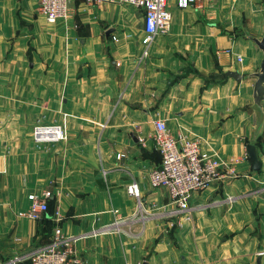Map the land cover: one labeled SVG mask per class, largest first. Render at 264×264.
Here are the masks:
<instances>
[{"label":"crops","instance_id":"0c3cea01","mask_svg":"<svg viewBox=\"0 0 264 264\" xmlns=\"http://www.w3.org/2000/svg\"><path fill=\"white\" fill-rule=\"evenodd\" d=\"M35 4L0 0V264H27L55 226L86 264H264V98L258 115L248 76L263 53L247 36L264 31V1L242 21L222 0H169L170 25L143 58L141 10L107 22L86 17L95 5L85 13L75 2L66 20L49 22ZM221 72L223 81L206 82ZM157 118L234 163V174L222 169L177 215L167 190L148 182L160 160ZM52 121L64 124L65 139L36 145L33 125ZM131 179L139 202L126 191ZM45 190L46 213L19 214L28 194Z\"/></svg>","mask_w":264,"mask_h":264},{"label":"built area","instance_id":"2783aa9c","mask_svg":"<svg viewBox=\"0 0 264 264\" xmlns=\"http://www.w3.org/2000/svg\"><path fill=\"white\" fill-rule=\"evenodd\" d=\"M72 0H37L35 11L42 14L47 21L57 22L66 20L73 12ZM86 5H95L102 8L106 3L129 4L142 11L143 35L140 38V58L148 54V47L154 36L159 32L167 31L171 10L169 0H75ZM207 0H176L179 7H187L195 3L202 6ZM116 39L115 34H111ZM229 53V49L224 50ZM237 60H241L239 54ZM155 146L160 160L157 166L148 173V182L151 188L164 187L169 195L172 208L170 215L190 208V200L195 192L213 186L221 177V170H226L224 176L234 174V163L221 159L215 154L202 150L200 143L188 137L176 138L169 130L166 120H153ZM66 137L64 124L36 123L32 127V138L38 145L63 141ZM223 175V174H222ZM129 196L140 199V187L136 179H131L126 185ZM51 192L45 190L41 195L30 193L29 207L20 215L31 219H39L48 211V200ZM58 215V211L54 212ZM27 264H86L76 254L69 242L62 236L60 226L53 228L50 243L38 247L24 256ZM23 258V259H24ZM22 257L12 259V262L23 260Z\"/></svg>","mask_w":264,"mask_h":264},{"label":"rangeland","instance_id":"374dc122","mask_svg":"<svg viewBox=\"0 0 264 264\" xmlns=\"http://www.w3.org/2000/svg\"><path fill=\"white\" fill-rule=\"evenodd\" d=\"M222 1L224 2V5H223L224 8H226V9H232L233 12H236L235 14H237L240 17V19L242 21H244L246 19V15H245L246 10L249 9L250 7H253V8L261 7L260 6V3L262 1H264V0H226V1L225 0H222ZM36 2H37V0H35V3ZM75 2H76L75 0H72L70 2V5H72L73 7H75ZM79 4H80V9H82L81 12H85L86 13L88 11L86 9L87 5L85 3H79ZM109 4H115L117 6V7L115 6L116 9L113 10V8H110V7H108L107 9H100V8H97V7L94 6V9L93 10L91 9L90 14L89 15L86 14V17L87 18L90 17V18L96 19L99 15H101V16L103 15V17L106 18V21L107 22H112L113 20H116L117 17L120 16V13L122 11L131 9L133 7V6L129 5V4H120V3H109ZM263 11H264V8H261V10L259 11V13H262ZM59 21H63V20H59ZM249 31H252V30H249ZM240 34L243 37H246L245 34H244V30L240 31ZM248 76L250 77L251 80H253V81L255 80V76L253 74L252 75H248ZM224 79H225V77H224V75H223L222 72L221 73H218V74H216V75H214V76H212V77L209 78V80L210 81H213V82H220V81H223ZM234 84H236V86H237V83H234ZM242 108L244 109V107H242ZM51 123H56V122H53L52 121ZM56 143H58V142H56ZM40 145H43V144H40Z\"/></svg>","mask_w":264,"mask_h":264},{"label":"water","instance_id":"95a60500","mask_svg":"<svg viewBox=\"0 0 264 264\" xmlns=\"http://www.w3.org/2000/svg\"><path fill=\"white\" fill-rule=\"evenodd\" d=\"M113 28H108L105 33H110ZM250 39L254 41V43L258 46L259 49L262 50L263 56L260 62V67L258 70L253 72L255 76V80L253 82V90H252V98H253V106L258 115L263 114L262 102L264 98V31L260 37L248 34ZM225 76H232L235 80L240 81L241 72L238 70H227L224 72ZM247 154L252 162V167L254 170L260 169V161L258 160L255 147L252 144L247 145Z\"/></svg>","mask_w":264,"mask_h":264},{"label":"trees","instance_id":"16d2710c","mask_svg":"<svg viewBox=\"0 0 264 264\" xmlns=\"http://www.w3.org/2000/svg\"><path fill=\"white\" fill-rule=\"evenodd\" d=\"M207 81H208V82L210 81V80H209V78H208V79H206V82H207Z\"/></svg>","mask_w":264,"mask_h":264}]
</instances>
